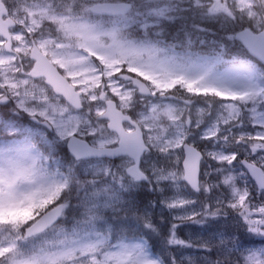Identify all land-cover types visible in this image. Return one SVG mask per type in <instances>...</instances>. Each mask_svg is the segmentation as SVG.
I'll use <instances>...</instances> for the list:
<instances>
[{"label":"snow or ice","instance_id":"snow-or-ice-1","mask_svg":"<svg viewBox=\"0 0 264 264\" xmlns=\"http://www.w3.org/2000/svg\"><path fill=\"white\" fill-rule=\"evenodd\" d=\"M0 264H264V0H0Z\"/></svg>","mask_w":264,"mask_h":264}]
</instances>
